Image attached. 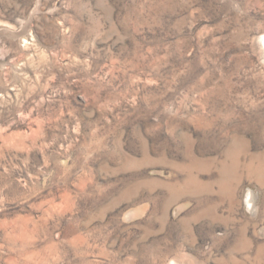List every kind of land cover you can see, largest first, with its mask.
Returning a JSON list of instances; mask_svg holds the SVG:
<instances>
[{
    "label": "rangeland",
    "instance_id": "obj_1",
    "mask_svg": "<svg viewBox=\"0 0 264 264\" xmlns=\"http://www.w3.org/2000/svg\"><path fill=\"white\" fill-rule=\"evenodd\" d=\"M0 264H264V0H0Z\"/></svg>",
    "mask_w": 264,
    "mask_h": 264
}]
</instances>
